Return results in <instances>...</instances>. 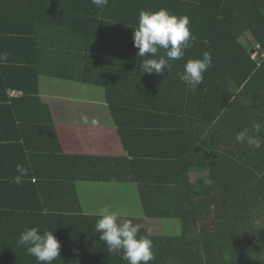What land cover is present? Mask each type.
<instances>
[{
	"label": "trees",
	"instance_id": "1",
	"mask_svg": "<svg viewBox=\"0 0 264 264\" xmlns=\"http://www.w3.org/2000/svg\"><path fill=\"white\" fill-rule=\"evenodd\" d=\"M161 8L188 16L195 39L149 75L133 29L141 10ZM204 52L212 66L193 92L178 73ZM0 53L1 137L13 131L6 139L28 170L18 186L0 164V264H38L18 246L31 227L61 242L52 264H128L99 239L80 182L135 184L145 218L181 222L180 235L154 236L139 221L154 244L150 264H264V128L260 148L235 142L264 124V0H108L103 10L91 0H0ZM42 77L103 94L123 154L64 149Z\"/></svg>",
	"mask_w": 264,
	"mask_h": 264
},
{
	"label": "clouds",
	"instance_id": "2",
	"mask_svg": "<svg viewBox=\"0 0 264 264\" xmlns=\"http://www.w3.org/2000/svg\"><path fill=\"white\" fill-rule=\"evenodd\" d=\"M91 2L101 10L108 5V0ZM194 39L189 17L177 16L166 8L158 11L141 10L138 26L133 29V46L138 49L137 56L143 58L140 69L149 75H163L170 67V61L185 56ZM160 50H163L164 54L158 56ZM7 59L6 53H0V61ZM212 62L209 52H204L201 58L187 60L183 72L178 73L180 81L190 91H196ZM81 121L88 124L89 119L82 115ZM262 128L264 124H253L252 130L244 129L238 132L235 142L246 143L250 148H260L262 138L259 134ZM16 172L18 174L11 178V182L19 186L27 176L28 170L18 164ZM141 229V224L122 218L120 212L111 211L108 207L100 210L99 219L95 224V230L100 233L99 239L105 243L108 250L122 253L121 259L128 264H150L155 259L153 241L147 235H141ZM18 246L25 247L38 264H52L60 257L61 242L50 230L41 232L38 227L26 228L19 236Z\"/></svg>",
	"mask_w": 264,
	"mask_h": 264
},
{
	"label": "crops",
	"instance_id": "3",
	"mask_svg": "<svg viewBox=\"0 0 264 264\" xmlns=\"http://www.w3.org/2000/svg\"><path fill=\"white\" fill-rule=\"evenodd\" d=\"M42 79H40V92L41 97L45 103H47L51 109L52 118L56 127L58 137H60L61 143L64 149H72L76 147V142L82 149L84 154H100L109 156H120L123 154V146L120 140V136L117 128L114 126V117L110 111L106 99L103 101H96L88 99L85 95L75 96V95H60L57 97L48 95L44 92V87L42 85ZM65 87L69 89H74L68 83H65ZM83 88V87H82ZM83 90H86L83 88ZM87 93H91L86 90ZM94 93V92H93ZM82 98V99H81ZM81 99V101H80ZM87 100V101H85ZM1 110V109H0ZM28 113V111L25 112ZM86 115L89 119V128L87 131H83L80 127H84V123L81 121V116ZM7 119L6 112L0 111V138L4 132V123ZM3 131V132H2ZM4 138L0 142V146L4 148L2 152L1 165H4L11 171L12 175L16 173V166L19 164H26L23 161L21 151H19V143H17L16 151H13L14 142H10L6 139V136H13V131L7 130ZM20 141V140H19ZM24 144V142L22 143ZM73 146V147H72ZM16 152L20 159L16 162L15 154ZM13 167V168H12ZM33 183H36L33 180ZM78 186H86L87 189L97 188L100 192V197L104 198L103 202H107L110 209L113 205L115 198L119 195V205H120V189L116 183H90V182H80L76 184ZM79 193V191L77 190ZM93 203H89L91 207ZM103 207V208H105ZM99 207L98 203H95V207L85 211L86 215H99L100 210L103 209ZM122 218L131 219L134 223L137 221L144 220L150 227L153 223L157 224V220L145 218L144 214L140 216H127L122 214ZM159 232L150 231L149 234L154 236H162L164 234L163 228L160 223Z\"/></svg>",
	"mask_w": 264,
	"mask_h": 264
},
{
	"label": "rangeland",
	"instance_id": "4",
	"mask_svg": "<svg viewBox=\"0 0 264 264\" xmlns=\"http://www.w3.org/2000/svg\"><path fill=\"white\" fill-rule=\"evenodd\" d=\"M246 40L253 42L249 36L248 38H246ZM65 83L67 82H64V80L50 79L46 77H43L42 79V85L44 87V92L54 97H57L60 95H75V96L85 95L88 99H92L96 101H103L105 99V96L101 93H97V92L87 93L86 90H83V89L80 90L79 88L69 89L65 87ZM80 128L84 132L87 131L89 128V122L88 124H85L84 127H80ZM117 186L120 189L119 191L120 205L118 203L119 201V195H118V197L115 198L113 205H111L110 210L118 211L121 214L127 215V216H140L141 217L144 211H143V207H142L140 197L138 194L137 186L132 183H129L128 186L117 183ZM76 188L79 191L78 196L80 198L81 203L85 202L87 205V203H90V202L98 203L99 201L100 208L108 206L107 202H103L105 200V197L101 198L99 196L100 192L97 188L87 189L86 186H78ZM139 221H137V223H139ZM158 222L163 228L164 234L168 236L180 235L182 232L181 222L175 219L161 220V221L157 220V224L153 223L150 227L144 221L145 225L147 226L148 232H149V228L151 229L150 231H153L156 233L159 232L160 226L158 225ZM143 230H141L142 233H143Z\"/></svg>",
	"mask_w": 264,
	"mask_h": 264
},
{
	"label": "built area",
	"instance_id": "5",
	"mask_svg": "<svg viewBox=\"0 0 264 264\" xmlns=\"http://www.w3.org/2000/svg\"><path fill=\"white\" fill-rule=\"evenodd\" d=\"M11 96L14 98H18V97L22 96V92L21 91H12Z\"/></svg>",
	"mask_w": 264,
	"mask_h": 264
}]
</instances>
